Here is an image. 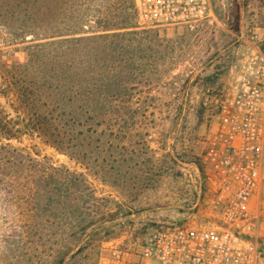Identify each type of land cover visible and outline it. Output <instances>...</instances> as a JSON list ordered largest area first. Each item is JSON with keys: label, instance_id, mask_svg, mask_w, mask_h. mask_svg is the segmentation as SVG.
<instances>
[{"label": "trees", "instance_id": "trees-1", "mask_svg": "<svg viewBox=\"0 0 264 264\" xmlns=\"http://www.w3.org/2000/svg\"><path fill=\"white\" fill-rule=\"evenodd\" d=\"M0 24L28 42L22 60L0 57V99L11 108L0 101V202L28 221L15 232L39 234L41 222L65 225L69 238L96 231L98 198L85 174L12 141L39 137L104 181L125 182L140 166L144 135L136 127L156 99L140 84L165 61L166 47L154 44L158 33L139 29L136 0H0ZM110 217L119 221L118 213Z\"/></svg>", "mask_w": 264, "mask_h": 264}, {"label": "rangeland", "instance_id": "rangeland-1", "mask_svg": "<svg viewBox=\"0 0 264 264\" xmlns=\"http://www.w3.org/2000/svg\"><path fill=\"white\" fill-rule=\"evenodd\" d=\"M211 3L214 16L195 29L149 28L160 37L154 44L162 42L167 54L165 61L158 59L150 82L140 84L145 90L150 85L156 99L149 116L136 127L144 135L139 146L140 166L125 182L104 181L108 176L88 172L39 137L12 141L37 158L85 174L98 198L91 217L96 231L69 238L65 225L58 231L41 222L39 234L25 228L15 232L28 221L16 213V207L9 205L6 210L8 206L0 202V264H58L65 244H71L73 250L63 264H156L142 254L156 229L213 221L207 217L213 211L204 159L206 138L218 120L224 92L236 74L245 45L252 41L264 51V0ZM27 44L23 39L14 40L10 29L0 24L1 60H22ZM0 101L11 111L4 97ZM252 207L259 214L256 236L264 249V162L261 188ZM114 213L119 221L110 223Z\"/></svg>", "mask_w": 264, "mask_h": 264}, {"label": "built area", "instance_id": "built-area-1", "mask_svg": "<svg viewBox=\"0 0 264 264\" xmlns=\"http://www.w3.org/2000/svg\"><path fill=\"white\" fill-rule=\"evenodd\" d=\"M140 28L195 29L214 16L211 0H136ZM205 163L213 218L209 223L165 225L143 247L156 264H262L264 249L252 207L264 162V51L248 42L207 134Z\"/></svg>", "mask_w": 264, "mask_h": 264}]
</instances>
